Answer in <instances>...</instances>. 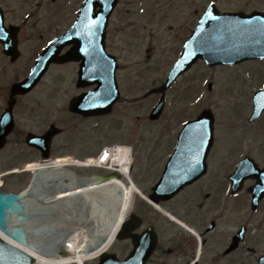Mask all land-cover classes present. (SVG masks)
Wrapping results in <instances>:
<instances>
[{
	"label": "flooded vegetation",
	"instance_id": "flooded-vegetation-1",
	"mask_svg": "<svg viewBox=\"0 0 264 264\" xmlns=\"http://www.w3.org/2000/svg\"><path fill=\"white\" fill-rule=\"evenodd\" d=\"M13 1L0 0L3 34L7 35L6 44L0 39V174L5 184L18 178L27 186L31 176L22 169L25 162L42 154L92 150L88 141L92 130L86 122L93 117L71 113L68 104L96 83L88 77L80 80V61L67 60L50 64L31 88L22 87L20 83L42 50L70 26L65 17L74 18L79 2L68 0L63 6L57 0H21V4L29 3L24 9V5L18 8L9 3ZM153 1L159 11L161 1ZM128 2L122 0L118 5L117 21L108 23L102 41L104 52L115 57L118 69L128 72L116 74L124 97L105 116L114 113V121L128 127L137 155L134 178L140 190L133 201V220L127 213L121 221L119 259L131 257L134 247L133 264H264V109L251 119L249 95L253 83L260 86L264 82V58L232 66L230 75L239 84L222 86L217 101L200 106L195 105L199 102L173 103L151 123L155 127L148 139L136 133L141 120L137 97L141 61L136 58L141 43L137 35L153 38L155 34L177 41L175 46L173 42L161 44H171L167 53L172 54L189 38L207 4H216L220 13L264 15V0H184L181 20L156 21L160 25L151 32L125 20L130 12ZM42 12L49 19L47 25L40 21ZM262 26L247 25L248 35L261 34ZM74 46H63L58 56ZM90 48L93 57L95 48ZM83 51V45H78V53ZM98 65L104 71L103 60ZM182 81L186 84L184 77ZM126 93L133 95L132 100H125ZM204 109H210L212 124L201 126L203 132L181 136L183 125ZM165 111L168 115L162 116ZM191 171L198 176L172 195L154 189L160 182L173 185Z\"/></svg>",
	"mask_w": 264,
	"mask_h": 264
},
{
	"label": "rangeland",
	"instance_id": "rangeland-1",
	"mask_svg": "<svg viewBox=\"0 0 264 264\" xmlns=\"http://www.w3.org/2000/svg\"><path fill=\"white\" fill-rule=\"evenodd\" d=\"M19 3L21 4V0H18ZM122 1V0H121ZM129 0H127L128 2ZM160 6L161 9L158 11L159 14H161L162 10L164 12V16L159 17L158 20L159 21H175V20H181V13L183 11V1L184 0H160ZM207 1V0H206ZM68 2V0H57L56 3H60L61 5L65 6L66 3ZM128 3H130L131 5L129 6L130 8V13L128 15H126V19H129V16L132 15L131 19L129 20H133V18L138 14L137 18L138 21L140 22V24H143V26L147 25L145 27V32H151V27L152 24L149 23L151 21H156L157 19V15H154L153 17L149 16V12L148 11H153L155 10L154 6H153V2H151V0H130ZM223 4V2H221V5ZM24 4L21 5H17L18 8H20L19 6H23ZM29 5V3L24 5V9H26V6ZM224 5V4H223ZM141 9V12L139 13V10ZM144 10V11H143ZM143 11V12H142ZM44 14V15H43ZM45 13L42 12L41 13V18L40 21L44 24L47 25L48 23V18L45 17ZM148 19H147V17ZM117 21V15H115L112 18V22H116ZM41 24V23H40ZM145 24V25H144ZM160 25V24H159ZM158 25H153V29L156 30ZM37 29V28H36ZM140 33V31H139ZM137 38L139 39V43H141V50L137 51L136 54V58L139 59L142 64L146 63V59L147 57H149L148 59V63L150 62V64L148 66H146V69H148L149 71L153 68V66L151 65V60H156L158 61V63L160 64L161 67H163L162 64L166 63L165 69L166 70L170 63L172 62L174 55H170L169 58H167V50L164 49L163 51L160 50L159 46L157 45V42H154L153 45V41L152 38L150 39L149 37L145 36L144 34L141 35H137ZM149 44L152 46V50L151 48L149 49V56H147V48L149 47ZM146 58V59H145ZM169 59V60H168ZM132 59L130 60H126V62H130ZM253 64L247 66L248 68H250V66H252ZM202 66H195L191 71H189L184 79H185V83L187 84L188 87H186V85H184V89L185 92L181 93L182 91V85H183V81L179 82L175 87L172 88V90L170 91V96L169 97V103H173L174 101H179V97L181 101H194V97L200 92L202 95L199 97V99L197 100L199 103L195 104V105H205V103H209V102H215L219 99V92L221 91V87L220 85H236L239 84L237 82L234 81L233 77L229 74L231 73L232 70H230L227 67H222L223 69H219L218 71H213L210 76L208 75L207 72L203 71L204 68ZM226 68V69H225ZM143 69V68H142ZM149 71L146 72H142L143 75L142 77V91H144L149 85V82L152 81V79H154V77L149 76ZM128 72H123L121 71L122 75H126ZM224 75H223V74ZM147 80H149L148 84H145L147 82ZM209 81L212 83V87L210 88V90L207 89V84L209 83ZM224 81V82H222ZM245 84V83H244ZM190 86H197V92L193 95H191L189 97L190 91H188V88ZM224 90V88L222 89V91ZM247 91V89H245ZM146 91V90H145ZM144 91V92H145ZM193 91V89H192ZM183 96V98H182ZM187 96V98H186ZM240 96V95H239ZM235 97L238 100H242V98L240 97ZM234 97V96H233ZM151 99V98H150ZM150 99H147V101H143L142 105H141V112L144 115L145 121H143V124L141 125L142 127V132L143 133H148L150 131V129L152 130V127L144 124L146 122V113L152 103L153 100L150 101ZM169 108H171V105L168 106ZM85 126V125H83ZM112 128L107 126V121L105 118L101 119L99 121V124L97 126H93V134L91 136V140L92 142L95 144L94 146V150L96 151L98 149V146L100 145V142L102 141V143H104L105 141H108L104 144H112L115 142L118 143H123L124 141L121 139H126V136H124L121 132H118L116 130H111ZM127 140V139H126ZM91 154H95V152H91ZM105 172L103 170H98V169H91L90 172ZM131 179L134 181L135 178L133 176V174L131 175ZM6 187L8 190H11L13 192L18 193L20 190L23 189V184L21 183V181L18 178H13L8 180V183H6ZM36 210L39 213H42L41 217H44L43 221L41 219L35 218L34 215L36 214ZM30 219L33 220L32 224V228L31 231H34L35 228L38 227V229L36 230V235L35 238L38 242V246L43 249L46 252H52V251H56L59 250L61 252H63L65 250V247L63 246V241L66 238V236L69 234V230H68V226L65 225V223H63L62 219L60 218H56L57 213L50 207V206H46V207H41V208H37V209H31L30 210ZM84 215H81V217H78L76 214H73L71 219H69L71 222L75 223L76 228H84V230H86L88 228L89 231L93 230V225H88L87 226V220L85 219V217H83ZM119 247L120 244L119 243H114L110 248L109 251L115 252L116 254L119 251ZM98 257L92 259V260H88L86 262V264H95L97 261Z\"/></svg>",
	"mask_w": 264,
	"mask_h": 264
},
{
	"label": "water",
	"instance_id": "water-1",
	"mask_svg": "<svg viewBox=\"0 0 264 264\" xmlns=\"http://www.w3.org/2000/svg\"><path fill=\"white\" fill-rule=\"evenodd\" d=\"M107 1L104 2L103 4L104 7H102L101 13L98 15L97 20L100 23L98 24L97 29L100 28V26L102 27V23L104 22L105 18L108 16L109 12L111 11L115 3V0H109V2ZM221 45H222L221 50L222 49L223 50H222V54L220 55L219 53L221 50L218 48V44L206 43L205 50L209 53L210 56L213 57L211 59L212 64H216V63L224 64L227 62L232 63L233 57L229 55L228 51L224 50L223 48L224 44H221ZM252 50L253 49L251 48L250 54L256 53V51H252ZM50 59L51 58L49 57V53H48L45 58L46 63H48ZM112 101H113V98H111V102ZM101 109L102 108L94 109L93 111L95 112L93 113H96L99 110L103 111ZM111 176L112 174L102 177V178L99 176H94L93 179H94V182H99L101 180L102 181L107 180ZM32 184L35 186L37 184V181L33 180ZM106 190L112 192L114 195L109 200H107ZM118 190L119 189L114 185L103 186L95 190H90L89 192H86V193L74 194L71 197L63 198L61 204L68 205L66 207L69 208L71 212L73 211V209L69 205L70 201L73 202L74 200V202H76V200L77 201L81 200V197H84V196L87 197V196L92 195L95 197L96 199L95 201L100 202L99 206L103 208L107 216H109V218L112 219L116 213V210L119 204L120 194ZM26 193L27 191L22 192L19 195H15L10 192L0 191V231L4 233V235L7 236L8 238L12 239L13 241L23 246H26L29 249L39 248L41 250V248L38 246V242L35 239V236H32L30 225L32 226L33 220H31L29 217V212H30L29 204L25 202L26 200L24 196ZM105 205L107 206L105 207ZM94 233L95 235L101 234L99 231H96V230ZM98 236L100 237L101 235H98ZM0 264H34V260L27 253L19 250L15 246L11 245L9 242L0 238ZM99 264H121V263L117 260L115 255L103 254L100 258Z\"/></svg>",
	"mask_w": 264,
	"mask_h": 264
},
{
	"label": "bare ground",
	"instance_id": "bare-ground-1",
	"mask_svg": "<svg viewBox=\"0 0 264 264\" xmlns=\"http://www.w3.org/2000/svg\"><path fill=\"white\" fill-rule=\"evenodd\" d=\"M116 182L117 184L119 183V181L117 180ZM37 184L39 185V183ZM100 185H94V186L91 185L88 187L79 188L78 190L73 191L71 193L82 191L85 189L89 190L95 187H102L103 185H107V183L106 184L103 183ZM37 189H39L41 192H49L47 190L44 191L42 189V186H39ZM118 191L120 194L119 204L116 214L112 219H110L109 216H107L103 208L99 206L100 202L95 201L96 199L92 195L87 197L86 196L81 197V200L79 201L76 200V202H74V200L73 202L70 201L69 205L71 206L75 214L78 217L84 215L83 217H85V219L88 222L87 226L93 225V230L89 231L88 228L86 230H84V228H76L71 234H68L64 239L63 246L65 247V250L63 252H61L60 249L52 252H42L41 251L42 249L40 250L39 248L29 249L25 246H22L10 240L1 231H0V236L6 239L11 244H13L15 247L19 248L23 252L30 255L34 260V264H86L88 260H92L98 257L104 250H106L111 245L114 236L116 234V231L118 229V226L120 225L124 215L128 212L131 206L133 192H134L133 187L132 186L124 187ZM68 194H69L68 192L63 191V192H59L58 195L63 196V198H66V195ZM106 194H107V200L111 199L114 196L113 193L108 190H106ZM58 195L57 197H59ZM55 197L54 195H50L49 199L52 200V198L54 199ZM63 198H61V200L59 201L60 203H62ZM30 202L33 201L30 200ZM106 206L107 205H105V207ZM55 211L57 212L56 218L63 219L64 220L62 221L63 223H65L67 219H69V217L71 216L70 210L66 211V209L63 207L62 208L57 207ZM30 215L31 214L29 212V216ZM95 230L101 233L100 234L101 236L98 237L97 239L94 233ZM34 235L35 234H32V236Z\"/></svg>",
	"mask_w": 264,
	"mask_h": 264
}]
</instances>
